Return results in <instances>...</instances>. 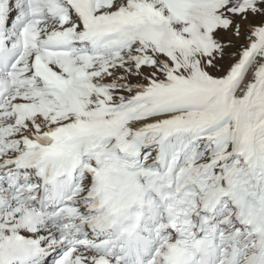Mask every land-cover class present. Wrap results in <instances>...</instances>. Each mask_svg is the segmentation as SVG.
Here are the masks:
<instances>
[{
  "label": "snow or ice",
  "instance_id": "6c2138e0",
  "mask_svg": "<svg viewBox=\"0 0 264 264\" xmlns=\"http://www.w3.org/2000/svg\"><path fill=\"white\" fill-rule=\"evenodd\" d=\"M0 264H264V0H0Z\"/></svg>",
  "mask_w": 264,
  "mask_h": 264
}]
</instances>
